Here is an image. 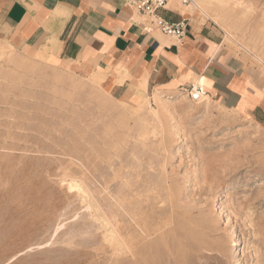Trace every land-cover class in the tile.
<instances>
[{
    "label": "rangeland",
    "instance_id": "rangeland-1",
    "mask_svg": "<svg viewBox=\"0 0 264 264\" xmlns=\"http://www.w3.org/2000/svg\"><path fill=\"white\" fill-rule=\"evenodd\" d=\"M213 1L264 90V0ZM65 64L0 40V264H264V126Z\"/></svg>",
    "mask_w": 264,
    "mask_h": 264
},
{
    "label": "crops",
    "instance_id": "crops-1",
    "mask_svg": "<svg viewBox=\"0 0 264 264\" xmlns=\"http://www.w3.org/2000/svg\"><path fill=\"white\" fill-rule=\"evenodd\" d=\"M183 6L163 11L172 21L188 19L185 36L176 40L125 0H0V40L54 55L83 76L105 74L115 89L131 82L172 93L197 79L211 99L235 110L243 106L242 113L264 126V90L225 55L220 33Z\"/></svg>",
    "mask_w": 264,
    "mask_h": 264
},
{
    "label": "built area",
    "instance_id": "built-area-1",
    "mask_svg": "<svg viewBox=\"0 0 264 264\" xmlns=\"http://www.w3.org/2000/svg\"><path fill=\"white\" fill-rule=\"evenodd\" d=\"M183 5H191L195 0H179ZM139 16L145 18L152 26L163 34L176 40H182L188 27V19L172 21L166 18L163 11L167 9L169 0H125ZM191 101L197 102L207 96L202 83L196 82L189 89L184 90Z\"/></svg>",
    "mask_w": 264,
    "mask_h": 264
},
{
    "label": "bare ground",
    "instance_id": "bare-ground-1",
    "mask_svg": "<svg viewBox=\"0 0 264 264\" xmlns=\"http://www.w3.org/2000/svg\"><path fill=\"white\" fill-rule=\"evenodd\" d=\"M183 7H184L183 4L179 0H170L167 4V8H171L174 10L179 9V8H183ZM187 10H189L188 14L193 18H195L196 16H197V18H199L200 16H203L205 19H212L215 23H218V22L220 23L219 16L217 14H215L216 12L219 11V4H217L213 0H195V2L193 4H191L187 7ZM226 33H227V36L225 38V41L232 40L233 36L228 29H226ZM60 69L64 70L65 72H76L75 68L72 67L71 65H68V64H65L64 66L60 67ZM127 77H128V74L124 73L122 75V77L119 80H117V82L122 84L124 82L125 78H127ZM140 86H142V85H140ZM136 89L141 90L140 87H136ZM143 91L142 90L138 91V93L143 95ZM184 96L186 97L187 95H184ZM206 100H208V98L205 96L201 100H199L198 103L206 101ZM111 231L113 232V230H111ZM238 240H239V237H238V233L236 232L234 239H232L231 243L229 242V247L231 249L235 248V246L237 247L239 244Z\"/></svg>",
    "mask_w": 264,
    "mask_h": 264
}]
</instances>
